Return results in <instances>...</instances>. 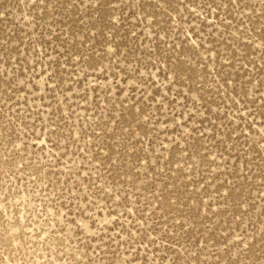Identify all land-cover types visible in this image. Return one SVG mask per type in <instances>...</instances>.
Returning <instances> with one entry per match:
<instances>
[{
	"label": "rangeland",
	"instance_id": "1",
	"mask_svg": "<svg viewBox=\"0 0 264 264\" xmlns=\"http://www.w3.org/2000/svg\"><path fill=\"white\" fill-rule=\"evenodd\" d=\"M0 264H264V0H0Z\"/></svg>",
	"mask_w": 264,
	"mask_h": 264
}]
</instances>
